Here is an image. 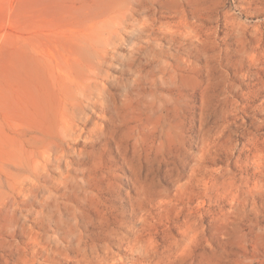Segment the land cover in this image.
<instances>
[{
  "label": "rangeland",
  "instance_id": "374dc122",
  "mask_svg": "<svg viewBox=\"0 0 264 264\" xmlns=\"http://www.w3.org/2000/svg\"><path fill=\"white\" fill-rule=\"evenodd\" d=\"M0 264H264V0H0Z\"/></svg>",
  "mask_w": 264,
  "mask_h": 264
}]
</instances>
